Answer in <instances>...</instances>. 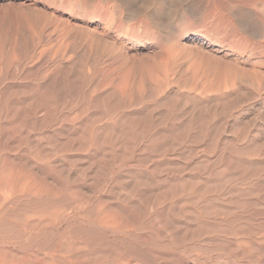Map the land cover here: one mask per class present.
<instances>
[{
  "label": "rangeland",
  "instance_id": "obj_1",
  "mask_svg": "<svg viewBox=\"0 0 264 264\" xmlns=\"http://www.w3.org/2000/svg\"><path fill=\"white\" fill-rule=\"evenodd\" d=\"M216 1L0 0V264H180L181 255L185 264H256L225 254L221 245L211 254L192 248L196 227L190 211L196 202L228 199L218 192L206 196L210 181L198 176L210 170L218 189L238 188L242 109L247 127L255 130L257 82L248 72L251 59L244 64L239 55L237 4ZM231 75L239 87L226 89L223 78ZM259 141L264 148V139ZM248 142L252 145L251 137ZM262 151L253 161L264 185ZM125 216L140 221L132 219L133 227ZM170 223L178 229L171 230Z\"/></svg>",
  "mask_w": 264,
  "mask_h": 264
},
{
  "label": "bare ground",
  "instance_id": "obj_2",
  "mask_svg": "<svg viewBox=\"0 0 264 264\" xmlns=\"http://www.w3.org/2000/svg\"><path fill=\"white\" fill-rule=\"evenodd\" d=\"M126 1V0H125ZM144 1V0H143ZM159 1V0H158ZM197 1V0H196ZM218 2H219V4L221 5V3H222V1L221 0H217ZM216 1V2H217ZM235 1V3L237 4L236 6H234V8L235 7H237V13H236V11H235V13H236V15H234L235 16V18H236V24H237V26H236V28L238 29V33H239V35L238 36H240V42H241V50H240V54L239 55H241L242 56V60H241V62L242 63H244V64H247L249 61H250V59H251V71H248L247 69H246V71H245V69L244 70H241L242 72H251V75H253L256 79V82L255 81H253V82H255L254 84L255 85H257V91H255L256 93H255V103H256V108L254 107V109H255V111L254 112H256L255 114L256 115H253V116H255L253 119V125H254V127H255V130H254V132L253 133H251V131L249 130V128L247 127V120H246V115H247V111L245 110V109H242L241 110V114H240V117H241V138H239V139H241L240 140V148H238V149H240V151L239 152H241V158H240V160H239V174H237L238 175V180L239 181H237L236 180V183L238 182L239 183V186H238V188H236L235 190H231L230 188H228L226 185H224V186H221L219 189H218V187L214 184V183H211L213 180H214V182H215V177L216 176H214V172H212V171H210L209 170V172H205V170H202V171H204L203 173L204 174H200L198 177H200V179H202V180H204V181H210V183H209V185L210 186H206L207 188H209V192H203L204 194L206 193V196L208 195L207 193H220L221 194V197L223 196L225 199L226 198H228L226 201H222V202H220V203H217V200L215 199V200H211V199H213V198H211L209 195V197L211 198L210 200H208V203H206V204H204L205 206H201L200 204H199V202L198 201H200V200H198L197 202H196V208L195 209H192V211H190L191 212V214L194 216V220H193V224H194V226L196 227V228H194V229H192V233H193V238L195 239V241H194V244H193V251H197L196 253H199L200 251H205L206 252V254L209 252V250L210 251H214L212 248H214V247H216V245H221L222 246V251L223 252H225V254H227V253H229V252H234V254L236 253H238L240 256H241V258H243V259H246L247 260V262L248 261H253V263H256V264H264V185H262L261 183H259L260 181L258 180V178H257V175H256V172H257V166L255 165V161H253L255 158H258V156L260 155V152L262 151V149H264V148H262V147H260L259 145L260 144H258L257 142L259 141V137L260 138H263L264 139V83H263V81H264V0H234ZM76 2V1H75ZM86 2V1H85ZM106 2V1H105ZM111 2H114V1H111ZM154 2V1H153ZM203 2V1H202ZM217 2V3H218ZM232 2V1H231ZM149 3V2H148ZM215 3V2H214ZM227 3V2H226ZM225 3V4H226ZM234 3V4H235ZM78 4V3H77ZM147 4V3H146ZM196 4V3H195ZM218 4V5H219ZM233 4V5H234ZM87 5V4H86ZM143 5V4H142ZM145 5V4H144ZM228 5H229V3H228ZM79 6V5H78ZM231 6V5H230ZM230 6H228L229 7V9H231L230 8ZM131 7V6H130ZM151 7V6H150ZM149 7V10L151 9ZM153 7V6H152ZM105 8V7H104ZM226 8V7H225ZM227 9V8H226ZM229 9H227V10H229ZM104 10V9H103ZM124 10V9H123ZM122 10V11H123ZM142 10V9H141ZM156 10V9H155ZM178 11V10H177ZM215 11V10H214ZM232 11V10H231ZM138 12V11H137ZM217 12V11H216ZM230 12V11H229ZM168 13V12H167ZM183 13V12H182ZM135 14V13H134ZM143 14V13H142ZM176 14V13H175ZM228 14V13H227ZM144 15V14H143ZM142 15V16H143ZM144 16H146V15H144ZM148 16V15H147ZM150 16V15H149ZM226 16V15H225ZM232 16V15H231ZM155 17V16H154ZM140 18H142V17H140ZM147 18V17H146ZM166 19V18H165ZM195 19V18H194ZM228 19V18H227ZM150 20V19H149ZM155 20H156V18H155ZM231 20V19H230ZM165 21V20H164ZM163 21V22H164ZM228 21V20H227ZM157 22V21H156ZM158 22H160L159 20H158ZM208 22V21H207ZM141 23V22H140ZM149 23V22H148ZM164 23H166V22H164ZM163 23V24H164ZM172 23V22H171ZM232 23V22H231ZM162 24V23H161ZM167 24V23H166ZM165 24V25H166ZM233 24V23H232ZM149 25L151 26V24L149 23ZM155 25H157V23L155 24ZM235 25V24H234ZM159 26H161L160 24H159ZM168 26V25H167ZM228 27H229V25H227ZM139 27H140V24H139ZM162 27V26H161ZM165 28V27H164ZM203 29V28H202ZM205 29V28H204ZM194 30V29H193ZM200 30V29H199ZM235 30V29H234ZM158 31H160V30H158ZM157 31V32H158ZM236 32V31H235ZM211 33H213V32H211ZM204 36V35H203ZM214 37H215V35H214ZM209 39V38H208ZM224 42V41H223ZM212 43V42H211ZM218 43V42H217ZM225 43H226V41H225ZM218 45V44H217ZM226 46V45H225ZM178 51V50H177ZM156 52V51H155ZM210 52V51H209ZM204 54V53H203ZM218 56V55H217ZM253 57V58H250V57ZM227 67V66H226ZM225 72V71H224ZM247 72V73H248ZM203 73V72H202ZM240 73V72H239ZM204 75V74H203ZM206 75V74H205ZM204 75V76H205ZM236 75V74H235ZM242 75V74H241ZM202 76V75H201ZM237 76V75H236ZM243 76V75H242ZM223 77V76H222ZM239 78L241 77V76H238ZM252 77V76H251ZM204 78V77H203ZM205 78H206V80H207V77L205 76ZM212 78V77H211ZM244 78V77H243ZM243 78H241L242 80H243ZM224 80H223V82H224V85H225V88H226V86L227 85H230L232 88H234L236 85L238 86V82L240 81L237 77H235L234 75H231V76H227V78L225 77V78H223ZM52 80V79H51ZM239 80V81H238ZM247 80V79H246ZM219 81V80H218ZM243 81H245V80H243ZM243 81H241L240 83H245V82H243ZM206 82V81H205ZM220 82V81H219ZM222 82V83H223ZM249 84H251V83H249ZM219 85H220V83H219ZM240 85V84H239ZM245 85V84H244ZM236 86V87H237ZM204 87V86H203ZM219 87H221V86H218L217 87V89L219 88ZM228 87V86H227ZM235 87V88H236ZM239 87V86H238ZM229 88V87H228ZM228 88H226V89H228ZM102 89V88H101ZM200 89H202V88H200ZM205 89V88H204ZM116 91V90H115ZM114 92V91H113ZM209 92V91H208ZM238 94V93H237ZM249 95V94H248ZM247 95V96H248ZM252 96V95H251ZM77 97V96H76ZM104 97V96H103ZM245 97V96H244ZM246 98V97H245ZM248 98V97H247ZM254 98V97H253ZM103 100V99H102ZM252 100V99H251ZM139 101V100H138ZM246 101V100H245ZM249 101V100H248ZM225 102V101H224ZM223 102V103H224ZM252 102V101H251ZM250 102V103H251ZM164 103V102H163ZM227 103V102H226ZM244 103V102H243ZM246 103H248V102H246ZM160 105V104H159ZM43 106H44V104H43ZM196 106V105H195ZM194 106V107H195ZM40 107V106H39ZM200 107V106H199ZM199 107H195L196 109L197 108H199ZM240 107V106H239ZM238 107V108H239ZM44 108V107H43ZM193 108V107H192ZM194 108V109H195ZM237 108V107H236ZM241 108V107H240ZM245 108V107H244ZM37 110H38V108H37ZM35 111V110H34ZM195 111V110H194ZM240 111V110H239ZM254 114V113H253ZM33 115V114H32ZM225 115V113L223 114V116ZM231 115V114H230ZM171 117H172V115H171ZM66 118V117H65ZM76 118V117H75ZM176 118V117H175ZM183 118V117H182ZM222 118H225V117H222ZM173 119V118H172ZM250 119V118H249ZM162 120V119H161ZM144 121V120H143ZM229 121V120H228ZM231 121V120H230ZM231 123V122H230ZM91 124V123H90ZM227 124V123H226ZM141 125V124H140ZM230 125V124H229ZM130 126H132V125H130ZM130 126H128V127H130ZM249 126V125H248ZM225 127V126H224ZM237 127H238V125H237ZM240 127V126H239ZM114 128H115V126H114ZM133 128H134V131H135V127L133 126ZM136 128H137V126H136ZM29 129V128H28ZM111 129V128H110ZM139 129V128H138ZM140 129H143V128H140ZM155 129V128H154ZM238 129V128H237ZM121 130V129H120ZM126 130V129H125ZM124 129H123V131H125ZM133 130V129H132ZM223 130V129H222ZM108 131V130H107ZM131 131V130H130ZM133 132V131H132ZM135 132H138V131H135ZM240 132V131H239ZM114 133V132H113ZM122 133V132H121ZM140 133V132H139ZM143 133V132H142ZM207 133V132H206ZM206 133H204V134H206ZM227 133V132H226ZM230 133V132H229ZM118 135H119V133H117ZM131 134V133H130ZM134 134V133H133ZM202 134V133H201ZM225 134V133H224ZM106 135H107V133H106ZM117 135V136H118ZM138 134H136V136H137ZM140 135H142L141 133H140ZM226 135V134H225ZM116 136V135H115ZM131 136V135H130ZM176 136V135H175ZM205 136V135H204ZM223 136V135H222ZM238 136V135H237ZM133 137V136H132ZM140 137V136H139ZM173 137V136H172ZM233 137H235V136H233ZM250 137L252 138V145H248V141H249V139H250ZM108 138H109V136H108ZM111 138V137H110ZM123 138V137H122ZM127 138H130V137H127ZM134 138V137H133ZM132 138V139H133ZM171 138V137H170ZM208 138V137H207ZM112 139V138H111ZM114 139H115V141L117 140L115 137H114ZM131 139V138H130ZM135 139V138H134ZM133 139V140H134ZM154 139H156V138H154ZM172 139V138H171ZM175 139H177V137L175 138ZM123 140V139H122ZM140 140V139H139ZM142 140V139H141ZM178 140H180V139H178ZM114 141V140H113ZM173 141V140H172ZM182 140H180V142H181ZM186 141V140H185ZM108 142V141H107ZM110 142H111V140H110ZM133 142V141H132ZM135 142V141H134ZM133 142V144H135ZM142 142V141H141ZM182 142H184V141H182ZM228 142V141H227ZM230 142V141H229ZM232 142V141H231ZM238 142V141H237ZM262 143L264 142V141H261ZM109 143V142H108ZM112 143V142H111ZM114 143V142H113ZM112 143V144H113ZM120 143V142H119ZM122 143V142H121ZM138 143V142H137ZM259 143H260V141H259ZM262 143H261V145H262ZM115 144V143H114ZM123 144V143H122ZM132 144V145H133ZM171 144H172V142H171ZM218 144V143H217ZM223 144V143H222ZM226 144V143H225ZM230 143H228V145H229ZM234 144V143H233ZM80 145V144H79ZM97 145V144H96ZM108 145V144H107ZM111 145V144H110ZM124 145V144H123ZM130 145V144H129ZM132 145H131V147H132ZM136 145V144H135ZM146 145V144H145ZM170 145V144H169ZM169 145H168V147H169ZM173 145V144H172ZM227 145V144H226ZM226 145H224V148H225V146ZM109 146V145H108ZM112 146V145H111ZM119 146H120V144H119ZM144 146V145H143ZM171 146V145H170ZM184 146V145H183ZM237 146V145H236ZM110 147V146H109ZM117 147V146H116ZM134 147V146H133ZM136 147V146H135ZM167 147V146H166ZM167 147V148H168ZM176 147H179V145H177ZM175 147V148H176ZM233 147V146H232ZM113 148H114V146H113ZM127 148H128V146H127ZM166 148V149H167ZM234 148V147H233ZM237 148V147H236ZM59 149V148H58ZM116 149V148H115ZM153 149V148H152ZM173 149H174V147H173ZM110 150V152H111V148L109 149ZM117 150V149H116ZM129 150V149H128ZM160 150H162L161 148H160ZM159 150V151H160ZM220 150V149H219ZM118 151V150H117ZM165 151V150H164ZM170 151V150H169ZM230 151V150H229ZM236 151V150H235ZM130 152H131V149H130ZM143 152V151H142ZM150 152V151H149ZM161 152H163V151H161ZM172 152V151H171ZM221 152V151H220ZM219 152V153H220ZM223 152V151H222ZM232 152V151H231ZM113 153V152H112ZM154 153V152H153ZM176 153V152H175ZM224 153V152H223ZM262 153H263V151H262ZM114 154V153H113ZM165 154H166V152H165ZM165 154H164V156H165ZM170 155H172V153H170ZM217 155H219V154H217ZM163 156V155H162ZM167 156V155H166ZM196 156V155H195ZM194 156V157H195ZM223 156V155H222ZM228 156V155H227ZM226 156V157H227ZM167 157H169V156H167ZM220 157V156H219ZM260 157V156H259ZM264 157V156H263ZM102 158V157H101ZM105 158V157H104ZM147 158V157H146ZM154 159V158H153ZM191 159V158H190ZM195 159V158H194ZM215 159V158H214ZM216 159H218V158H216ZM230 159V158H229ZM146 160V159H145ZM152 160V159H151ZM221 160V159H220ZM227 160V159H226ZM187 161V160H186ZM186 161H184L185 163H186ZM212 161V160H211ZM216 161V160H215ZM237 161V160H236ZM235 161V162H236ZM253 161V162H252ZM198 162V161H197ZM14 163V162H13ZM139 163V162H138ZM189 163V162H188ZM200 163V162H199ZM201 163H203L202 161H201ZM217 164V163H216ZM203 165V164H202ZM218 165V164H217ZM216 165V166H217ZM225 165H227V164H225ZM264 165V164H263ZM11 166V165H10ZM166 166V165H165ZM205 166V165H204ZM214 166V165H213ZM215 166V167H216ZM220 166V165H219ZM260 166V165H259ZM262 166V165H261ZM260 166V167H261ZM172 167V166H171ZM181 167V166H180ZM192 167V166H191ZM208 167H209V165H208ZM208 167L206 168V170L208 169ZM215 167H214V169H215ZM224 167V166H223ZM226 167V166H225ZM224 167V168H225ZM166 168V167H165ZM164 168V169H165ZM170 168V167H169ZM203 168H205V167H203ZM202 168V169H203ZM210 168V167H209ZM222 168V167H221ZM223 168V169H224ZM262 168V167H261ZM8 169H10V168H8ZM167 169V168H166ZM170 169H172V168H170ZM196 169V168H195ZM195 169L193 170V171H195ZM214 169H212L213 171H216V170H214ZM4 170V169H3ZM16 170V169H15ZM154 170V169H153ZM156 170V169H155ZM157 170H158V168H157ZM162 170H163V168H162ZM189 169H187V171H188ZM197 170V169H196ZM218 170V169H217ZM226 170V169H225ZM232 170H233V168H232ZM12 171V170H11ZM168 171V170H167ZM171 171V170H170ZM177 172L179 171V169H177L176 170ZM183 171V170H182ZM191 171H192V168H191ZM192 171V172H193ZM220 171V170H219ZM223 171V170H222ZM261 171H263V170H261ZM21 172V171H20ZM159 172V171H158ZM164 172V171H163ZM166 172V171H165ZM174 172V171H173ZM196 172V171H195ZM221 172V171H220ZM220 172H217V173H220ZM160 173H162V172H160ZM197 173V172H196ZM15 174V173H14ZM159 174V173H158ZM164 174V173H163ZM176 175V174H175ZM177 175H178V173H177ZM221 176V175H220ZM233 176V175H232ZM231 176V177H232ZM236 176V175H235ZM261 176V175H260ZM177 177V176H176ZM192 177V176H191ZM218 177H219V175H218ZM222 177V176H221ZM220 177V178H221ZM229 177V176H228ZM230 177V178H231ZM234 177V176H233ZM262 177V176H261ZM26 178V177H25ZM134 178V177H133ZM155 178V177H154ZM168 178V177H167ZM225 178V177H224ZM9 179V178H8ZM67 179V178H66ZM135 179V178H134ZM138 179V178H137ZM177 179V178H176ZM179 179H180V176H179ZM229 179V178H228ZM232 179V178H231ZM230 179V180H231ZM234 179V178H233ZM236 179V178H235ZM260 179V178H259ZM14 180H16V179H14ZM136 180V179H135ZM144 180H146V178L144 179ZM189 180V179H188ZM230 180H229V183H230ZM128 181V180H127ZM143 181V180H142ZM141 181V182H142ZM223 181V180H222ZM48 182V181H47ZM139 182V181H138ZM143 182H145V181H143ZM142 182V183H143ZM160 182V181H159ZM168 182V180L165 182V183H167ZM179 182H181V180L179 181ZM187 182V181H186ZM190 182H191V180H190ZM196 184H197V181H194ZM34 183V182H33ZM51 183V182H50ZM136 183V182H135ZM156 183V182H155ZM162 183V182H161ZM185 183V182H184ZM188 183V182H187ZM192 184H193V182H191ZM190 183V184H191ZM200 183V182H199ZM216 183H217V181H216ZM227 183V182H226ZM228 183V184H229ZM232 183H234V182H232ZM231 183V184H232ZM169 184V183H168ZM191 184V185H192ZM31 185V184H30ZM135 185V184H134ZM143 185V184H142ZM149 185V184H148ZM153 185V184H152ZM177 185V184H176ZM206 185V184H205ZM218 185H220L219 183H218ZM121 186H123L122 184H121ZM139 186V184L137 185V187ZM169 186H171V185H169ZM231 186V185H230ZM28 187V186H27ZM119 187V186H118ZM131 187V186H130ZM129 187V188H130ZM134 187V186H133ZM140 187H142V186H140ZM145 187V186H144ZM151 187V186H150ZM175 187V186H174ZM183 187H184V185H183ZM201 187H204V186H201ZM233 187V186H232ZM236 187V186H235ZM121 188V187H120ZM11 189V188H10ZM29 189V188H28ZM48 189V188H47ZM132 189V188H131ZM134 189H135V187H134ZM137 189V188H136ZM135 189V190H136ZM169 189H171V188H169ZM180 189V188H179ZM203 189V188H202ZM202 189H198L197 190V193H198V191L199 192H202L201 190ZM20 190V189H19ZM26 190V189H25ZM30 190V189H29ZM60 190V189H59ZM115 190V189H114ZM137 190H139V189H137ZM136 190V191H137ZM187 190V189H186ZM185 190V191H186ZM191 190V189H190ZM190 190H189V192H190ZM7 191H8V188H7ZM38 191V190H37ZM51 191V190H50ZM117 191V190H116ZM120 191H122L121 189H120ZM129 191V190H128ZM131 191V190H130ZM129 191V192H130ZM134 191V190H133ZM165 191V190H164ZM192 191V190H191ZM10 192H11V190H10ZM57 192V191H56ZM118 192V191H117ZM122 192H124L125 193V191H122ZM129 192H127V194L129 193ZM172 191H170V193H171ZM182 192H183V190H182ZM188 191H186V193H187ZM49 193V192H48ZM52 193V192H51ZM131 193V192H130ZM129 193V194H130ZM137 193V192H136ZM143 192H141V194H142ZM151 193V192H150ZM163 193V192H162ZM2 194V193H1ZM6 194V193H5ZM126 194V198H129V200H130V196L128 197V195ZM132 194H133V192H132ZM135 194V193H134ZM133 194V196H136V194L134 195ZM172 194V193H171ZM183 195H184V192L182 193ZM181 194V195H182ZM3 195V194H2ZM16 195V194H15ZM18 195V194H17ZM27 195H28V193H27ZM30 195V194H29ZM50 195V194H49ZM58 195V194H57ZM125 195V194H124ZM160 195V194H159ZM173 195V194H172ZM188 197H190L188 194H186ZM201 195H203V194H201ZM200 195V196H201ZM119 196V195H118ZM123 196V195H122ZM132 196V197H133ZM145 196V195H144ZM219 196V195H218ZM6 197V196H5ZM120 197V196H119ZM139 197H140V195H139ZM138 197V198H139ZM150 197V196H149ZM186 197V196H185ZM204 197V196H203ZM220 197V198H221ZM30 198V197H29ZM156 197H154V199H155ZM183 198V197H182ZM191 198V197H190ZM18 199V198H17ZM122 199V198H121ZM124 199V198H123ZM136 199V198H135ZM145 199V198H144ZM153 199V198H152ZM175 199V198H174ZM173 199V200H174ZM176 199H178V198H176ZM193 199V198H192ZM203 199V198H202ZM208 199V198H207ZM234 199H235V201H234ZM19 200V199H18ZM119 200V199H118ZM128 200V199H127ZM127 200H126V202H127ZM140 200H141V202H140V205H141V203H142V200H143V198H140ZM170 200V199H169ZM222 200V199H221ZM6 201V200H5ZM114 201V200H113ZM121 201V200H120ZM123 201V200H122ZM131 201V200H130ZM130 201H128V202H130ZM192 201V200H191ZM194 201V200H193ZM204 201H205V199H204ZM203 201V202H204ZM210 201V202H209ZM47 202V201H46ZM65 202V201H64ZM154 202H156V201H154ZM154 202H152V204L154 203ZM169 202V201H168ZM172 202V201H171ZM170 202V203H171ZM176 202V201H175ZM174 202V203H175ZM53 203V202H52ZM102 203V202H101ZM125 203V202H124ZM185 203H188V202H185ZM58 204H59V202H58ZM112 204V203H111ZM117 204V203H116ZM130 204V203H129ZM129 204H127V205H129ZM136 204V203H135ZM143 204H144V201H143ZM149 204H151L150 202H149ZM159 204V203H158ZM177 204V203H176ZM146 206H147V204H145ZM172 205H173V203H172ZM193 205H194V202H193ZM1 206V205H0ZM69 206V205H68ZM124 206V205H123ZM161 206H162V204H161ZM113 207V206H112ZM112 207H111V209H112ZM117 207V206H116ZM119 207V206H118ZM125 207V206H124ZM133 208H136V206L134 207V206H132ZM141 207V206H140ZM168 207V206H167ZM186 207V206H185ZM115 208V207H114ZM113 208V209H114ZM139 208V207H138ZM21 209V208H20ZM127 209V208H126ZM137 209V208H136ZM172 209V208H171ZM61 210V209H60ZM65 210V209H64ZM116 210V209H115ZM140 210H142V208L140 209ZM144 210V209H143ZM150 210H152V209H150ZM30 210H28V212H29ZM33 211V210H32ZM50 211V210H49ZM56 211V210H55ZM58 211V210H57ZM63 211V210H62ZM61 211V212H62ZM66 211V210H65ZM129 211V210H128ZM127 211V212H128ZM131 211L133 212L134 211V209L132 210L131 209ZM136 211V210H135ZM134 211V212H135ZM139 211V210H138ZM137 211V212H138ZM149 212V208L148 207H145V212ZM154 211V210H153ZM155 211H157V210H155ZM165 211H166V209H165ZM170 211V210H169ZM40 212V211H39ZM50 212H52V211H50ZM61 212H59V213H61ZM100 211H98V213H99ZM151 212V211H150ZM158 212V211H157ZM156 212V213H157ZM173 212V211H172ZM175 212V211H174ZM188 212V211H187ZM186 212V213H187ZM30 213H31V211H30ZM34 213V212H33ZM58 213V212H57ZM105 213V212H104ZM113 214L112 212H109V214ZM117 213H119L117 210H116V214ZM123 213V212H122ZM121 213V209H120V214H122ZM129 213V212H128ZM139 213V215L138 216H140V215H142L141 213H140V211L138 212ZM137 213V214H138ZM144 213V212H143ZM176 213V212H175ZM14 214V213H13ZM29 214V213H28ZM34 214H36V213H34ZM110 214V216H112ZM127 214V213H126ZM145 214V213H144ZM152 214V213H151ZM176 214H178V212L176 213ZM176 214H175V216H176ZM183 214V213H182ZM188 214V213H187ZM50 215V214H49ZM60 215V214H59ZM59 215H57L56 214V216L55 217H57V216H59ZM104 215V214H103ZM115 215V214H114ZM114 215H113V218H114ZM119 214H117V216H118ZM145 215H147V214H145ZM149 215H150V213H149ZM164 215V214H163ZM180 215V214H179ZM178 215V216H179ZM186 215V214H185ZM39 216V215H38ZM38 216H37V218H38ZM89 216V215H88ZM87 216V217H88ZM109 215H107V217H108ZM116 216V215H115ZM124 216V215H123ZM127 216V215H126ZM125 216V218H128V219H130L128 222H130L131 223V220L133 219V217H131L130 218V216L129 217H126ZM132 216V215H131ZM143 216V215H142ZM153 216H155V215H153ZM172 216V215H171ZM45 217V216H44ZM52 217V216H51ZM122 217V216H121ZM134 217H136V214H134ZM141 217V216H140ZM144 217V216H143ZM147 217V216H146ZM145 217V218H146ZM168 217V216H167ZM173 217V216H172ZM13 218V217H12ZM58 218V217H57ZM109 218V217H108ZM113 218H112V220H111V218H110V220L111 221H113ZM124 218V219H125ZM138 218V217H137ZM152 218V217H151ZM157 218H158V216H157ZM170 218V217H169ZM174 218V217H173ZM173 218H171V219H173ZM181 218H184V217H181ZM187 218V217H186ZM41 219V218H40ZM45 219V218H44ZM123 218H121V220H122ZM134 219H136V218H134ZM133 219V221H138V220H134ZM140 219H142V218H140ZM158 219H160V218H158ZM168 219V218H167ZM171 219H169V220H171ZM192 219V218H191ZM101 220V219H100ZM103 220H104V218H103ZM107 220V219H106ZM118 220V219H117ZM120 220V221H121ZM161 220H162V222H163V220H164V218H162L161 217ZM105 221V220H104ZM109 221V220H108ZM114 221H115V219H114ZM113 221V222H114ZM125 221V220H124ZM132 221V222H133ZM140 221V220H139ZM138 221V222H139ZM143 221H144V219H143ZM150 221H152L151 219H150ZM149 221V222H150ZM167 221V220H166ZM166 221H165V223H166ZM187 221V220H186ZM190 221V220H189ZM15 222V221H14ZM17 222H19V221H17ZM41 223H42V221H40ZM107 222V221H106ZM115 222H117V221H115ZM114 222V223H115ZM119 222V221H118ZM188 222V221H187ZM5 223H8V222H5ZM102 223H104V222H102ZM113 223V224H114ZM125 223H127V220H126V222ZM125 223H123V224H125ZM130 223H129V225H130ZM152 223V222H151ZM159 223H160V220H159ZM173 223V222H172ZM0 224H1V222H0ZM100 224V223H99ZM105 224V223H104ZM111 224V223H110ZM118 224V223H117ZM120 224H122V223H120ZM120 224L118 225L119 227H121L120 226ZM136 224V227H137V223H135ZM139 224V223H138ZM155 224V223H154ZM6 225V224H5ZM11 225V224H10ZM9 225V226H10ZM103 225V224H102ZM109 224H107V226H108ZM153 225V224H152ZM156 225V224H155ZM159 225V224H158ZM163 225H164V223H163ZM170 225H171V223H170ZM181 225V224H180ZM12 226V225H11ZM33 226V225H32ZM36 226V225H35ZM106 225H105V227H107ZM109 226H111V225H109ZM113 227H115L114 225H112ZM117 226V227H118ZM123 226V225H122ZM131 226H133V224L131 223ZM146 226V225H145ZM179 226V225H178ZM193 226V227H194ZM4 227V226H3ZM3 227H1V228H3ZM29 227H30V225H29ZM103 227V226H102ZM112 227V230L114 229ZM117 227H116V229H115V231H118V230H120V229H118L117 230ZM125 227H126V225H125ZM125 227H123V229L125 228ZM134 227V226H133ZM140 227V226H139ZM143 227V226H142ZM142 227H140V228H142ZM148 227V226H147ZM180 227V226H179ZM182 227H185V226H182ZM26 228V227H25ZM100 228H101V226H100ZM111 228V227H110ZM110 228H108V229H110ZM161 228V227H160ZM188 228V227H187ZM226 228V229H225ZM23 229V228H22ZM27 229V228H26ZM32 229V228H31ZM102 229V228H101ZM122 229V228H121ZM123 229H122V231H123ZM128 228L126 227V230H127ZM144 229V228H143ZM170 229L171 230H173V231H176L177 229H178V227H177V225H175V223L174 224H172L171 226H170ZM169 229V230H170ZM222 229H223V231H222ZM82 230V229H81ZM86 230V229H85ZM105 230V229H104ZM103 229H102V231H104ZM130 230V229H129ZM131 230H132V227H131ZM146 230V229H145ZM150 230V229H149ZM161 230V229H160ZM84 231V230H83ZM105 231H107V230H105ZM125 231V230H124ZM143 231V230H142ZM141 231V232H142ZM154 231V230H153ZM158 231V230H157ZM163 231V230H162ZM165 231H168V228L165 230ZM184 231V230H183ZM182 231V232H183ZM140 232V231H139ZM145 232V231H144ZM187 232V231H186ZM185 232V233H186ZM115 233H117V232H115ZM131 233V232H130ZM154 233V232H153ZM158 233V232H157ZM160 233V232H159ZM170 233H171V231H170ZM173 233H175V235L176 236H179V234H178V232H173ZM133 234V233H132ZM131 234V235H132ZM134 234H136V233H134ZM138 234V233H137ZM149 234L150 235H152L151 234V232H149ZM169 234V233H168ZM141 236H142V234H140ZM149 235V236H150ZM161 235H164V233H162ZM174 235V234H173ZM82 236V235H81ZM94 236H95V234H94ZM97 236H98V234H97ZM132 236H134V235H132ZM159 236H160V234H159ZM171 236V235H170ZM190 236V235H189ZM161 237V236H160ZM167 237V236H166ZM171 237H173V236H171ZM67 238V237H66ZM132 238V237H131ZM149 238V237H148ZM153 238H155L154 237V235H153ZM168 238V237H167ZM177 238V237H176ZM184 238V237H183ZM187 238V237H186ZM186 238H185V240H186ZM68 239H69V237H68ZM105 239H107V238H105ZM156 239V238H155ZM164 239H165V237H164ZM174 239H175V237H174ZM178 239V238H177ZM177 239H175V241H174V243L175 242H178V240ZM104 240V239H103ZM151 240V239H150ZM153 240V239H152ZM157 240V239H156ZM155 240V241H156ZM177 240V241H176ZM191 240H192V238H191ZM64 241V240H63ZM76 241V240H75ZM88 241H90L89 239H88ZM91 241H92V239H91ZM106 241V240H105ZM108 241V240H107ZM131 241V240H130ZM158 241V240H157ZM180 242L182 241V240H179ZM184 241V240H183ZM93 242V241H92ZM135 242V241H134ZM147 242V241H146ZM160 242V241H159ZM167 242V241H166ZM172 242V241H171ZM185 242H188V241H185ZM190 242V241H189ZM82 243H84V242H82ZM86 243H88V242H86ZM86 243H84L85 245H86V248H87V244ZM91 243V242H90ZM94 243H96V242H94ZM101 243H102V241H101ZM138 243H141V242H139L138 241ZM137 243V244H138ZM152 243V242H151ZM154 243V242H153ZM156 243V242H155ZM154 243V245H157V244H155ZM183 243V242H182ZM181 243V244H182ZM202 243H204V244H207L208 246L207 247H203V245H202ZM91 244H93V243H91ZM148 244V243H147ZM160 244V243H159ZM158 244V245H159ZM178 244V243H177ZM180 244V245H181ZM70 245V244H69ZM72 245V244H71ZM79 245V244H78ZM94 245V244H93ZM149 245H150V242H149ZM157 245V246H158ZM169 245H170V243H169ZM190 245V244H189ZM140 246H143V243L140 245ZM162 246H163V244H162ZM172 246V245H171ZM74 247V246H73ZM79 247V246H78ZM82 247V246H81ZM90 247H92V246H90ZM95 247V246H94ZM112 247V246H111ZM139 246L137 245V248H138ZM146 247V246H145ZM153 247V246H152ZM164 247V246H163ZM175 247V246H174ZM182 247V246H181ZM184 247H186V245L184 246ZM190 247V246H189ZM188 247V248H189ZM218 247V246H217ZM217 247H216V250H217ZM154 248H156V246L154 247ZM175 248H177L178 249V247H175ZM28 249V248H27ZM128 249H130V248H128ZM153 249V248H152ZM160 249L161 250H163L161 247H160ZM166 250H167V248H165ZM164 249V250H165ZM183 249V248H182ZM220 249V248H219ZM1 250V249H0ZM47 250V249H46ZM78 250V249H77ZM118 250V249H117ZM136 250V249H135ZM134 250V251H135ZM159 250V249H158ZM158 250H156L155 249V251H158ZM192 250V249H191ZM141 251H142V249H141ZM145 251H146V249H145ZM154 251V250H153ZM170 251V250H169ZM168 251V252H169ZM176 251V250H175ZM185 251V249L183 250V252ZM6 252V251H5ZM7 252H9V251H7ZM67 252V251H66ZM118 252V251H117ZM116 252V253H117ZM128 252H129V255H130V253H131V251H129L128 250ZM143 252H144V250H143ZM148 252V251H147ZM159 252H161V251H159ZM163 252V251H162ZM167 252V253H168ZM174 252V251H173ZM177 252V251H176ZM178 252H180V251H178ZM188 252V251H187ZM215 253H216V251H214ZM10 253V252H9ZM122 253V252H121ZM135 253H137V252H135ZM134 253V254H135ZM210 253V252H209ZM1 254V253H0ZM68 254V253H67ZM138 254V253H137ZM140 254V253H139ZM144 254V253H143ZM148 254V253H147ZM147 254H145V255H147ZM175 254V253H174ZM183 254V253H182ZM211 254V253H210ZM223 254V253H222ZM221 254V256L223 257V255ZM7 255H8V253H7ZM10 255V254H9ZM69 255V254H68ZM100 255V254H99ZM117 255V254H116ZM126 255V254H125ZM133 255V254H132ZM142 255V254H141ZM149 255V254H148ZM170 255V254H169ZM179 255H180V253H179ZM189 255H191L190 253H189ZM199 255V254H198ZM205 255V254H204ZM218 255V254H217ZM216 255V256H217ZM106 256V255H105ZM108 256V255H107ZM106 256V257H107ZM124 256V255H123ZM137 256V255H136ZM135 256V257H136ZM143 256V255H142ZM141 256V257H142ZM151 256V255H150ZM156 256L157 257H159L157 254H156ZM172 256V255H171ZM182 256V255H181ZM181 256H179L178 258H177V261L178 262H180V264H185V260H183L184 258L183 257H181ZM185 256V255H184ZM203 256V255H202ZM205 256H208V255H205ZM220 256V257H221ZM237 256V255H236ZM36 257V256H35ZM89 257V256H88ZM100 257V256H99ZM115 257H117V256H115ZM118 257H119V255H118ZM121 257V256H120ZM126 257V256H125ZM128 257V256H127ZM145 257V256H144ZM143 257V258H144ZM149 257V256H148ZM188 256L186 255V258H187ZM193 256H190V259L192 258ZM218 257V256H217ZM219 257V258H220ZM221 257V258H222ZM18 258V257H17ZM22 258V257H21ZM87 258V257H86ZM97 258V257H96ZM95 258V259H96ZM132 258V257H131ZM137 258V257H136ZM173 258V257H172ZM175 258V257H174ZM213 258V257H212ZM9 259V258H8ZM31 258H29V260H30ZM37 259V258H36ZM35 259V260H36ZM140 259V258H139ZM147 258L145 257V260H146ZM154 259V258H153ZM189 259V258H188ZM198 259H200V257L198 258ZM205 259V258H204ZM217 259V258H216ZM234 259H236V258H234ZM87 260V259H86ZM90 260V259H89ZM89 260H87V261H89ZM132 260V259H131ZM154 260H156V259H154ZM192 260V259H191ZM194 260V259H193ZM209 260V259H208ZM221 261H222V259H220ZM16 261H17V259H16ZM21 261V260H20ZM27 261H28V259H27ZM41 261V260H40ZM91 261V260H90ZM150 261V260H149ZM159 261V260H158ZM162 261V260H161ZM200 261V260H199ZM224 261H226V260H224ZM39 262V261H38ZM127 262V261H126ZM129 262V261H128ZM164 262H167V261H164ZM187 262V261H186ZM202 262H206V260L204 261V260H202ZM231 262V261H230ZM237 262V261H236ZM235 262V263H236ZM22 263V262H21ZM49 263V262H48ZM62 263V262H61ZM83 262H81V264H82ZM86 262H84V264H85ZM91 263V262H90ZM136 263V262H135ZM149 263V262H148ZM162 263V262H161ZM239 263V262H238ZM237 263V264H238ZM243 263V262H242ZM63 264V263H62ZM87 264H89V263H87ZM129 264V263H128ZM160 264V263H159ZM165 264H167V263H165ZM176 264H178V263H176ZM214 264V263H213ZM216 264H222V263H219V262H216ZM225 264V263H224ZM250 264V263H249Z\"/></svg>",
  "mask_w": 264,
  "mask_h": 264
}]
</instances>
